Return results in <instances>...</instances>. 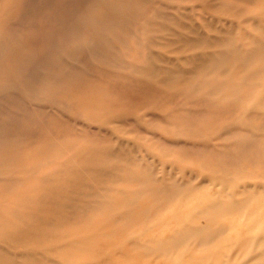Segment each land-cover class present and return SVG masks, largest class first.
Here are the masks:
<instances>
[{
	"label": "rangeland",
	"instance_id": "rangeland-1",
	"mask_svg": "<svg viewBox=\"0 0 264 264\" xmlns=\"http://www.w3.org/2000/svg\"><path fill=\"white\" fill-rule=\"evenodd\" d=\"M254 7L0 0V264H83L117 253L122 235L99 233L108 221L98 205L123 186L128 160L159 165L164 182L175 169L187 179L190 139L218 142L176 132L227 117L179 116L207 58Z\"/></svg>",
	"mask_w": 264,
	"mask_h": 264
},
{
	"label": "bare ground",
	"instance_id": "bare-ground-1",
	"mask_svg": "<svg viewBox=\"0 0 264 264\" xmlns=\"http://www.w3.org/2000/svg\"><path fill=\"white\" fill-rule=\"evenodd\" d=\"M243 20L207 58L189 90L193 104L179 116L227 117L176 132L218 142L190 139L187 179L175 169L164 182L159 165L128 160L117 177L123 186L98 205L108 221L99 233L122 235L117 253L83 264H264V0Z\"/></svg>",
	"mask_w": 264,
	"mask_h": 264
}]
</instances>
